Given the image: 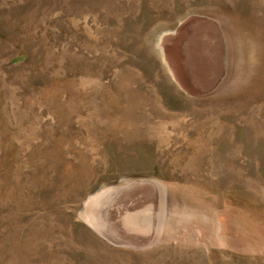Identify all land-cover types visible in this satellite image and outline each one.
I'll return each mask as SVG.
<instances>
[{
	"label": "rangeland",
	"instance_id": "374dc122",
	"mask_svg": "<svg viewBox=\"0 0 264 264\" xmlns=\"http://www.w3.org/2000/svg\"><path fill=\"white\" fill-rule=\"evenodd\" d=\"M0 264H264V0H0Z\"/></svg>",
	"mask_w": 264,
	"mask_h": 264
},
{
	"label": "bare ground",
	"instance_id": "6f19581e",
	"mask_svg": "<svg viewBox=\"0 0 264 264\" xmlns=\"http://www.w3.org/2000/svg\"><path fill=\"white\" fill-rule=\"evenodd\" d=\"M13 255H14V254H13ZM13 255H12V258L14 257Z\"/></svg>",
	"mask_w": 264,
	"mask_h": 264
}]
</instances>
